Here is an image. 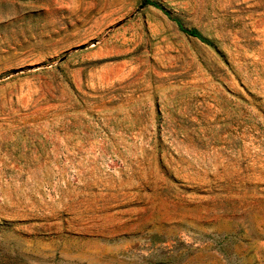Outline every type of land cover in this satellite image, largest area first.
Returning a JSON list of instances; mask_svg holds the SVG:
<instances>
[{
	"label": "rangeland",
	"instance_id": "374dc122",
	"mask_svg": "<svg viewBox=\"0 0 264 264\" xmlns=\"http://www.w3.org/2000/svg\"><path fill=\"white\" fill-rule=\"evenodd\" d=\"M152 1L0 0V264H264V0Z\"/></svg>",
	"mask_w": 264,
	"mask_h": 264
},
{
	"label": "trees",
	"instance_id": "16d2710c",
	"mask_svg": "<svg viewBox=\"0 0 264 264\" xmlns=\"http://www.w3.org/2000/svg\"><path fill=\"white\" fill-rule=\"evenodd\" d=\"M144 4H147V5H151V6H154L156 8H159L162 10V7L157 3V2H154L152 0H142ZM177 27L183 31L184 33H186L187 35L189 36H193L201 41H204L203 37L200 35V33L198 32V30H196L195 28H183L180 23L178 22V20L176 18H172Z\"/></svg>",
	"mask_w": 264,
	"mask_h": 264
}]
</instances>
